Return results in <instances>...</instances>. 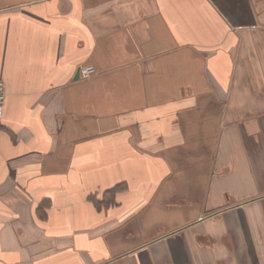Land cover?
<instances>
[{
    "label": "crops",
    "instance_id": "obj_1",
    "mask_svg": "<svg viewBox=\"0 0 264 264\" xmlns=\"http://www.w3.org/2000/svg\"><path fill=\"white\" fill-rule=\"evenodd\" d=\"M0 81V264H264V0H0Z\"/></svg>",
    "mask_w": 264,
    "mask_h": 264
},
{
    "label": "built area",
    "instance_id": "obj_2",
    "mask_svg": "<svg viewBox=\"0 0 264 264\" xmlns=\"http://www.w3.org/2000/svg\"><path fill=\"white\" fill-rule=\"evenodd\" d=\"M96 70L94 66H83L79 70V76L81 79H89L95 74ZM6 99V86L3 81H0V112L2 111Z\"/></svg>",
    "mask_w": 264,
    "mask_h": 264
},
{
    "label": "rangeland",
    "instance_id": "obj_3",
    "mask_svg": "<svg viewBox=\"0 0 264 264\" xmlns=\"http://www.w3.org/2000/svg\"><path fill=\"white\" fill-rule=\"evenodd\" d=\"M241 203H242V204H241ZM238 204H241V205H240L241 208H246V204H245V202H241V201H239ZM222 210H224V209H222ZM222 210H221V211H222ZM218 215H219V214H218ZM202 218H203V217H201V219H202Z\"/></svg>",
    "mask_w": 264,
    "mask_h": 264
},
{
    "label": "trees",
    "instance_id": "obj_4",
    "mask_svg": "<svg viewBox=\"0 0 264 264\" xmlns=\"http://www.w3.org/2000/svg\"><path fill=\"white\" fill-rule=\"evenodd\" d=\"M116 190H120V187L119 186H116L113 191H116Z\"/></svg>",
    "mask_w": 264,
    "mask_h": 264
},
{
    "label": "water",
    "instance_id": "obj_5",
    "mask_svg": "<svg viewBox=\"0 0 264 264\" xmlns=\"http://www.w3.org/2000/svg\"><path fill=\"white\" fill-rule=\"evenodd\" d=\"M76 77H77V78L79 77V72H78V74L76 75Z\"/></svg>",
    "mask_w": 264,
    "mask_h": 264
}]
</instances>
